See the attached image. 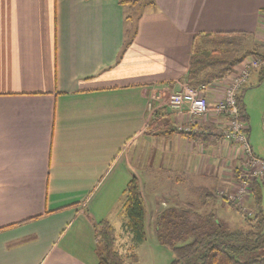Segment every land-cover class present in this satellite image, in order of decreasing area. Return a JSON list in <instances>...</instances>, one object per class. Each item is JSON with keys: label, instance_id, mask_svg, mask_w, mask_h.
Instances as JSON below:
<instances>
[{"label": "crops", "instance_id": "crops-1", "mask_svg": "<svg viewBox=\"0 0 264 264\" xmlns=\"http://www.w3.org/2000/svg\"><path fill=\"white\" fill-rule=\"evenodd\" d=\"M154 3L137 12L118 0H0V264H98L96 225L118 233L123 192L142 183L125 157L135 142L147 143L148 170L219 174L217 148L162 134L167 102L187 86L200 35L264 38V0Z\"/></svg>", "mask_w": 264, "mask_h": 264}, {"label": "rangeland", "instance_id": "rangeland-1", "mask_svg": "<svg viewBox=\"0 0 264 264\" xmlns=\"http://www.w3.org/2000/svg\"><path fill=\"white\" fill-rule=\"evenodd\" d=\"M145 3L147 2L143 1L139 9L134 7L133 11L142 12L145 8ZM132 14L135 15L134 12ZM135 19L132 20V24ZM237 40L240 41H238V45L226 43L218 46L212 43H206L203 47L200 45V48H203L202 53L205 57H211L217 62L216 68H208L205 71L206 73H212L213 69L215 72L221 70L228 61L236 58L241 59L227 77L213 82L212 85L220 93V100L224 99L227 90L232 87L234 79L238 78L245 71L248 64L264 62V38L260 37V39H257L255 35H247ZM250 71L252 72L249 73ZM261 72H264L263 67L249 65L248 80L235 92L237 103L238 98L244 101L249 117V136V127L240 121L239 111L238 118L236 119L242 128L241 134L248 141V146H246L245 141L237 142L230 141L226 137L223 138L219 146L214 147L217 148V155L221 157V160L219 161L218 157H212L217 163L220 171L219 174L214 169L193 168L192 165L188 171L179 170L172 166L167 169L148 170L146 169L147 143L140 140L135 142L134 146L130 145L126 149L125 157L129 158V161L141 178L142 183L139 185V188L140 191L142 190L141 194L143 193L144 195L145 210L147 211V216L145 212L146 240L141 244H137L133 236L123 226L120 228L117 225L118 233L116 232L117 243L115 249L127 260L128 264H172L175 260L176 257L173 251L161 244L156 232L157 219L166 208H184L185 210H190V213L199 219L202 218L201 220L214 218L222 225L231 228L242 217L251 216L254 213L253 209L249 206L251 203V193L248 189H250V184L256 179L262 185L261 210L264 212V172L256 173L257 170H261V166L257 161L264 163V78H262ZM201 85L203 84L191 86L187 84L191 88H197ZM169 109L173 116V120L170 121L169 126L173 131L175 130V134L199 135L202 131L201 124L207 125L213 120L221 122V119L225 121V126L222 128L225 131L226 124L230 125L235 121L231 117L228 119L225 116L214 113L198 121L195 118H190L188 115H180L170 107ZM151 129L153 130V127ZM152 130L150 131L152 132ZM161 131L164 130L161 129ZM172 138L174 139L175 135ZM223 145H233L235 147L234 156L230 158L226 157L222 153L224 148H221V146ZM141 147H143L145 152L140 153L141 158L136 160V152ZM220 163L226 165L220 166ZM220 167L223 168L221 169ZM196 171L199 172L197 176ZM221 173H224V175H220ZM230 183H233V185L231 186ZM234 185L236 187L231 192L230 190H232L231 188ZM219 188L237 196L238 201H235L236 204L229 203L220 197L217 193ZM243 188H247V191L242 192ZM207 193L212 196L208 199L206 198L205 201L204 196ZM247 195L249 196L248 199H246ZM239 198L241 199L240 201Z\"/></svg>", "mask_w": 264, "mask_h": 264}, {"label": "trees", "instance_id": "trees-1", "mask_svg": "<svg viewBox=\"0 0 264 264\" xmlns=\"http://www.w3.org/2000/svg\"><path fill=\"white\" fill-rule=\"evenodd\" d=\"M121 6L134 8L145 5L155 7L154 0H118ZM132 19V17H130ZM129 19V20H130ZM249 34L214 35L202 34L197 37L193 45V54L190 60V68L185 78L189 86L207 84L227 77L234 66L241 59H233L226 62L221 70L206 73L208 68H216L217 62L211 57H205L202 53L206 43L214 45L233 44L238 45V38ZM136 36V29L127 31L124 50H126ZM199 38V41H198ZM237 40V41H236ZM239 41V42H238ZM205 48V47H204ZM264 78V72H261ZM239 118L249 127V117L244 101L238 98ZM170 124V123H169ZM169 124L162 129L164 136L181 135L187 140H199L206 148L218 147L224 138V129L214 130L204 126L199 135L175 134ZM213 142H209V140ZM251 203L249 206L254 213L251 216L242 217L241 220L228 228L217 219H203L190 213L184 208L169 207L163 210L156 222L157 237L163 246L169 247L175 254L172 264H264V212L261 210L262 185L256 179L250 184ZM123 215L126 223L123 228L133 236L137 244L143 243L145 238V204L136 177L127 184L124 192ZM206 194V198L211 197ZM134 242V241H133ZM95 243L98 264H128L127 260L115 249L117 243L116 229L110 222L104 220L95 227ZM135 244V243H134Z\"/></svg>", "mask_w": 264, "mask_h": 264}, {"label": "built area", "instance_id": "built-area-1", "mask_svg": "<svg viewBox=\"0 0 264 264\" xmlns=\"http://www.w3.org/2000/svg\"><path fill=\"white\" fill-rule=\"evenodd\" d=\"M249 65L259 66L264 68V62H258L257 64H248L245 71L241 75L234 79L232 87L227 90L224 99L218 100L213 104L209 103L207 98V92L213 87L209 85H201L197 88L184 87L183 91H178L172 94L169 98V107L180 115H188L190 118L201 120L202 118L214 114H220L226 118H232L235 120L230 125L226 124L224 131V138L230 139V141H245L248 146L247 139L241 134L242 128L237 122L238 118V107L235 92L248 80V67ZM250 71L249 73H251ZM259 162L261 170H257L259 173L264 172V163ZM247 185V184H246ZM247 191V188H243L242 192ZM249 191V189H248ZM219 196L228 201L229 203L236 204L238 197L233 193L219 192ZM241 199L239 198V201ZM236 201V202H235Z\"/></svg>", "mask_w": 264, "mask_h": 264}]
</instances>
